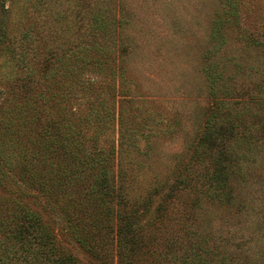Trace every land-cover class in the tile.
<instances>
[{
    "label": "rangeland",
    "instance_id": "374dc122",
    "mask_svg": "<svg viewBox=\"0 0 264 264\" xmlns=\"http://www.w3.org/2000/svg\"><path fill=\"white\" fill-rule=\"evenodd\" d=\"M235 1L238 17L228 27L224 23L229 14L225 0H9L8 41L0 46V106H9L7 98L12 91L23 101L29 94L44 93L47 74L60 77L63 72L73 73L76 58L70 57H84L76 47L102 43L112 59L102 64L105 60L98 61L101 58L92 54L90 60L95 62L77 69L83 81L91 83L77 90L76 96L69 94L62 105L64 116L56 113L49 101L40 103V126L51 122L80 124L76 132L80 130V137L88 140L85 146L90 148V138H95L102 154L91 169L93 174L110 169L117 192L130 205L147 199L155 187L161 191L153 201L163 203L176 177H181L211 104L203 67L218 65L223 73L217 88L231 89L242 103L252 107L254 102L264 101L258 88H264V0ZM94 17H101L108 25L107 35L90 36ZM31 24H36L39 32L36 43L25 42L23 47L20 36ZM215 25L223 26V44L215 45L212 40ZM251 37L259 42L257 47L248 43ZM21 51L27 53L26 64L38 69L32 79L26 77ZM50 53L52 58L45 59ZM261 109L263 113L264 106ZM96 113L107 121L94 120ZM261 128L254 135L264 144ZM194 167L196 174L206 168L211 172L210 165ZM260 174H264L262 169ZM198 185L174 187V198L166 205L163 218L152 224V233L159 241L169 239L172 233L182 241V224L196 233L203 213L192 202L196 197L201 200L202 195L195 190ZM156 206L148 210L144 222L155 218ZM45 213L50 222L57 220L53 227L57 231L62 225L60 212L56 216ZM60 237L64 250L81 263L101 264L64 230ZM108 257V264H126L124 251L119 253L117 247L109 249Z\"/></svg>",
    "mask_w": 264,
    "mask_h": 264
},
{
    "label": "trees",
    "instance_id": "16d2710c",
    "mask_svg": "<svg viewBox=\"0 0 264 264\" xmlns=\"http://www.w3.org/2000/svg\"><path fill=\"white\" fill-rule=\"evenodd\" d=\"M8 1L0 0V46L8 41ZM225 2L229 14L224 23L230 27L236 23L238 6L235 0ZM95 17L90 36L107 35L110 28L101 17ZM222 27L215 25L211 31L215 45L224 43ZM38 33L36 24H31L20 36L21 45L36 43ZM250 39V45H259ZM88 45L76 47L84 57H70L76 58L74 74L63 72L59 77L49 73L44 93L29 94L23 101L12 91L7 98L9 106H0V264H83L64 250L63 230L101 264H108L109 249L114 247L119 253L124 251L126 264H264V174H260L261 169L264 172V144L254 135L261 127L264 133V101L254 102L252 107L242 103L231 89L217 88L223 73L218 65L203 67L211 104L181 177H176L163 203L153 201L161 191L155 187L147 199L130 205L117 192L110 169L91 171L102 154L95 138H90V148L85 146L88 140L80 137V130L76 132L80 124L51 122L40 126V103L49 101L52 109L64 116L62 105L69 94L75 95L91 83L83 81L77 69L95 62L90 60L92 54L101 58L98 61L105 60L102 64L112 59L102 43ZM25 54L20 52L26 77L32 79L38 69L26 64ZM51 58L50 53L45 59ZM57 83L62 85L57 87ZM258 88L264 93L263 85ZM102 118L105 116L99 113L94 116L100 122ZM198 164L204 168L210 165L211 172L206 168L196 174L192 167ZM195 184L202 195L201 200L196 197L192 201L203 212L195 227L198 234L182 224V241L174 233L159 241L152 233V224L163 218L166 205L174 198V187L188 189ZM155 203V218L144 222ZM45 212L54 216L60 212L62 225L57 231V220L50 222Z\"/></svg>",
    "mask_w": 264,
    "mask_h": 264
}]
</instances>
